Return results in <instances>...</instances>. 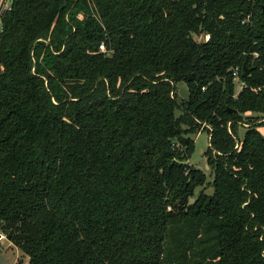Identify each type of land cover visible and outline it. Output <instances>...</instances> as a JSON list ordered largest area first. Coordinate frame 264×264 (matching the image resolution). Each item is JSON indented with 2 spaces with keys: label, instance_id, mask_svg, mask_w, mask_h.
Returning a JSON list of instances; mask_svg holds the SVG:
<instances>
[{
  "label": "trees",
  "instance_id": "16d2710c",
  "mask_svg": "<svg viewBox=\"0 0 264 264\" xmlns=\"http://www.w3.org/2000/svg\"><path fill=\"white\" fill-rule=\"evenodd\" d=\"M1 24L0 230L27 264H264V0H12Z\"/></svg>",
  "mask_w": 264,
  "mask_h": 264
},
{
  "label": "rangeland",
  "instance_id": "374dc122",
  "mask_svg": "<svg viewBox=\"0 0 264 264\" xmlns=\"http://www.w3.org/2000/svg\"><path fill=\"white\" fill-rule=\"evenodd\" d=\"M234 90L235 93L238 92L241 89V81L239 79H234ZM174 94L176 97V100L178 102H184L188 99V89L183 81H178L175 83L174 87ZM180 109H176L175 113L178 115L180 113ZM264 117L260 118L256 121V123L263 122ZM250 123L243 122L241 123V126L238 128V139H241L244 135L245 129L249 127ZM257 131L264 137V123L259 124L257 126ZM190 136L194 140V148L191 153V156L188 160V163L193 165L196 168H199L202 170L206 175V183L203 186L206 193L211 194L212 193V186L210 185V182L212 181V173L211 168L207 162V160L204 157V152L206 151L208 145H209V134H208V128L200 127L198 131H196L194 134H190ZM238 139L235 138L236 145H238ZM202 189V187H197L194 190V193L192 196L189 197V201L192 202L195 197L197 196L198 192ZM0 251L2 255L7 259V261L10 264H27L28 263V257H26L16 246H14L10 241L3 240L0 244Z\"/></svg>",
  "mask_w": 264,
  "mask_h": 264
},
{
  "label": "built area",
  "instance_id": "2783aa9c",
  "mask_svg": "<svg viewBox=\"0 0 264 264\" xmlns=\"http://www.w3.org/2000/svg\"><path fill=\"white\" fill-rule=\"evenodd\" d=\"M11 4H12V0H0V30L2 29V24H1V18H2V15L3 13L8 10L10 7H11ZM201 41L205 42L209 39V35L208 34H203L201 36ZM99 49L101 51H104V46L103 44L99 45ZM255 56H257V54H255ZM238 68H235L232 72V75L234 77V79H239V75H238ZM240 80V79H239ZM244 85L243 81H241V87ZM170 95L173 96V92L171 91L170 92ZM6 234L0 230V244L3 240H7L6 239ZM8 241V240H7Z\"/></svg>",
  "mask_w": 264,
  "mask_h": 264
},
{
  "label": "water",
  "instance_id": "95a60500",
  "mask_svg": "<svg viewBox=\"0 0 264 264\" xmlns=\"http://www.w3.org/2000/svg\"><path fill=\"white\" fill-rule=\"evenodd\" d=\"M242 69H243V73H242V76H243V77H246V76L250 73V71H251V69L248 68V67H246L245 65L243 66ZM6 239H7L8 241H10V236L7 235V236H6ZM0 264H10V263L7 261V259L2 255L1 252H0Z\"/></svg>",
  "mask_w": 264,
  "mask_h": 264
},
{
  "label": "crops",
  "instance_id": "0c3cea01",
  "mask_svg": "<svg viewBox=\"0 0 264 264\" xmlns=\"http://www.w3.org/2000/svg\"><path fill=\"white\" fill-rule=\"evenodd\" d=\"M174 94V93H173ZM1 252V251H0ZM27 257V256H26Z\"/></svg>",
  "mask_w": 264,
  "mask_h": 264
}]
</instances>
